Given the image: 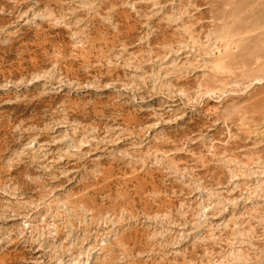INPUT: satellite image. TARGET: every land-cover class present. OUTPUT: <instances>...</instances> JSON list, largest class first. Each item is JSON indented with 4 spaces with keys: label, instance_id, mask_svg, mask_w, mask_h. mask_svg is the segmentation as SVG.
<instances>
[{
    "label": "rangeland",
    "instance_id": "obj_1",
    "mask_svg": "<svg viewBox=\"0 0 264 264\" xmlns=\"http://www.w3.org/2000/svg\"><path fill=\"white\" fill-rule=\"evenodd\" d=\"M0 264H264V0H0Z\"/></svg>",
    "mask_w": 264,
    "mask_h": 264
}]
</instances>
